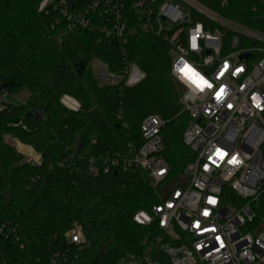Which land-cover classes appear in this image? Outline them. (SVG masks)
I'll list each match as a JSON object with an SVG mask.
<instances>
[{
  "label": "trees",
  "instance_id": "obj_1",
  "mask_svg": "<svg viewBox=\"0 0 264 264\" xmlns=\"http://www.w3.org/2000/svg\"><path fill=\"white\" fill-rule=\"evenodd\" d=\"M197 1L264 32L263 0ZM40 2L0 0V98L31 93L26 104L0 101V264H118L142 254L159 232L155 223L136 224L134 214L151 212L172 186L187 182L184 169L194 157L183 142L188 115L171 77V45L162 34L130 32L141 22L136 0L110 5H119L125 40L103 30L118 17L102 0H53L42 11ZM95 60L117 74L136 64L144 78L134 85L101 83ZM64 95L80 108L65 106ZM151 114L165 121L162 155L171 171L161 186L154 189L135 165L78 171L92 137L97 155L140 146L142 121ZM7 135L31 145L41 161L20 162ZM74 223L82 226L86 244L67 241Z\"/></svg>",
  "mask_w": 264,
  "mask_h": 264
},
{
  "label": "built area",
  "instance_id": "obj_2",
  "mask_svg": "<svg viewBox=\"0 0 264 264\" xmlns=\"http://www.w3.org/2000/svg\"><path fill=\"white\" fill-rule=\"evenodd\" d=\"M52 2L41 0L39 10ZM102 2L110 7L113 0ZM135 6L141 22L130 32L162 34L171 45V77L188 115L183 142L194 157L184 169L187 182L172 186L151 212L140 209L134 214L136 224L155 223L159 232L142 254L127 255L131 259L125 264H264V32L197 0H136ZM110 9L118 21L103 30L125 40L119 5ZM207 21L217 27L206 28ZM104 69L110 84L123 80L134 85L144 78L136 64L121 74ZM61 101L73 110L80 108L71 96ZM164 126L158 115L146 116L142 144L90 157V173L135 165L157 189L171 171L162 155ZM2 233L0 225V237ZM65 236L70 243H87L78 223Z\"/></svg>",
  "mask_w": 264,
  "mask_h": 264
},
{
  "label": "rangeland",
  "instance_id": "obj_3",
  "mask_svg": "<svg viewBox=\"0 0 264 264\" xmlns=\"http://www.w3.org/2000/svg\"><path fill=\"white\" fill-rule=\"evenodd\" d=\"M93 70L101 83H106L109 81V77L106 75L105 69L102 65L95 60L92 63ZM107 71V70H106ZM31 93L24 89L18 93H15L7 98H9L14 104H26L30 97ZM6 140L14 144L18 154L20 155V162L30 161L34 162L35 157L38 156V153L33 149L31 145L21 143L18 139L7 135ZM98 153L95 138L92 137L90 140V145L85 148L83 154L79 157V166L78 171L81 173L89 174L90 173V157L96 156ZM131 258L129 256L125 257L118 264H125Z\"/></svg>",
  "mask_w": 264,
  "mask_h": 264
},
{
  "label": "crops",
  "instance_id": "obj_4",
  "mask_svg": "<svg viewBox=\"0 0 264 264\" xmlns=\"http://www.w3.org/2000/svg\"><path fill=\"white\" fill-rule=\"evenodd\" d=\"M98 62L102 65L103 68H106V67H107L103 62H101V61H98ZM104 65H105V66H104ZM40 161H41V156H40V154H38V156L35 157V161L32 162V163H34V164H38Z\"/></svg>",
  "mask_w": 264,
  "mask_h": 264
},
{
  "label": "snow or ice",
  "instance_id": "obj_5",
  "mask_svg": "<svg viewBox=\"0 0 264 264\" xmlns=\"http://www.w3.org/2000/svg\"><path fill=\"white\" fill-rule=\"evenodd\" d=\"M185 69H188V66H187V65H185ZM182 71H183V70H182ZM205 83H207V82L205 81ZM207 86H208V87H212L211 84H207ZM223 91H224V89L221 88V90L217 93V99H219V98L221 97V95L223 94ZM218 154H219V153H218ZM205 215H207V213H205Z\"/></svg>",
  "mask_w": 264,
  "mask_h": 264
},
{
  "label": "bare ground",
  "instance_id": "obj_6",
  "mask_svg": "<svg viewBox=\"0 0 264 264\" xmlns=\"http://www.w3.org/2000/svg\"><path fill=\"white\" fill-rule=\"evenodd\" d=\"M73 104H75V101H73Z\"/></svg>",
  "mask_w": 264,
  "mask_h": 264
}]
</instances>
